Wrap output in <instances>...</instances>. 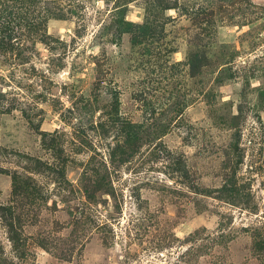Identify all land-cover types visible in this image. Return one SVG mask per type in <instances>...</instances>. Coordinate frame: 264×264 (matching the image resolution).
I'll use <instances>...</instances> for the list:
<instances>
[{
  "label": "rangeland",
  "instance_id": "1",
  "mask_svg": "<svg viewBox=\"0 0 264 264\" xmlns=\"http://www.w3.org/2000/svg\"><path fill=\"white\" fill-rule=\"evenodd\" d=\"M0 264H264V0H0Z\"/></svg>",
  "mask_w": 264,
  "mask_h": 264
}]
</instances>
